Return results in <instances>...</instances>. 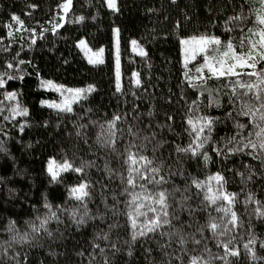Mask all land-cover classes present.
<instances>
[{"label":"trees","instance_id":"obj_1","mask_svg":"<svg viewBox=\"0 0 264 264\" xmlns=\"http://www.w3.org/2000/svg\"><path fill=\"white\" fill-rule=\"evenodd\" d=\"M62 2L63 0H0V37H3L0 39V72H7L3 77L6 82L0 86V264H17V261L19 264H88L90 252L97 254L95 264H102L99 249L91 246L97 232H109L110 241L121 249L113 256L110 246L106 248L112 264H153L154 261L159 264L167 259L161 255L157 244V241L164 243L167 238L158 234L143 243L137 241L132 246L133 254H127L126 241L130 237L125 216L126 196L122 194L124 184L115 175L116 172L125 176L127 174L124 157L128 144L134 142L139 145L142 138L151 132H156L157 136L147 144L144 154L152 157L153 145L163 140L165 143L155 152L157 161L164 160L165 172L169 165L173 166V171L181 166L184 169V176L177 174L172 182L163 186L169 191L174 186L183 189L188 183L185 177L189 173L201 180L218 170L223 173L227 180L225 190L237 193L233 207L243 221V226L236 230L239 233L237 246L240 247L241 255L238 259L231 258L232 264H264V260H248L243 249V243L249 239L251 223V231L257 237L254 246L256 255L264 257V248L259 245V241L264 240V218H257L254 214L256 205L251 202L247 206L244 204L249 191L255 194L256 199L264 202V180L260 177L264 169H261L260 161L244 154L231 155L224 161L215 156L207 145L204 150L212 156V162L207 166L190 155H180L177 163L175 154V145L184 146L190 141L185 131L189 127L186 115L220 117L221 122L214 125L212 132L214 143L235 132V120L247 123L246 118L236 116L235 110L232 112L233 119H225V113L232 108V104L228 100L230 90L224 87V79L209 80L207 85L213 90L220 89V107H209L208 93L188 86L183 78L184 67L179 43L181 37L201 33L215 34L226 41L229 34H225L223 22L228 16L240 12V5L245 0H116L115 11L107 7L105 0H71V7L61 23L62 9L58 5ZM248 2L250 4L251 0ZM31 4L37 7L32 8ZM12 13L23 21V25L11 20ZM77 16H83L84 19L77 21ZM243 16L244 32L247 34L248 27L256 28L257 25L247 6L243 8ZM58 23L60 27L53 32L52 28ZM8 24L12 26L11 37L8 36ZM114 27L119 29L117 47L120 56V92L116 91L117 47L113 44ZM33 29L34 31H30ZM230 35L238 38L239 29L234 27ZM81 38L91 50L103 47L102 63L88 62L82 50L77 47V41ZM133 39L146 50V59L132 50ZM5 61L12 63L13 67L8 68ZM20 61L24 63L21 64ZM193 63L191 61L190 65L193 66ZM16 64H20V67L16 68ZM257 67H264V64ZM133 72L138 74L137 77H133ZM135 79L141 81L140 85L133 83ZM41 80L79 87L91 84L94 85V91L79 101H74L72 111L65 112L40 103L41 100L60 98L56 89L41 87ZM5 91L16 92L17 100L5 99ZM213 95H216L215 91ZM193 100H197L200 111L197 112L193 106V111L189 113L188 107ZM17 101L21 107L28 109L27 115L12 116L8 111ZM150 111L151 117L148 115ZM166 113L173 116L171 123L174 132L157 127L158 123L166 122ZM114 115L120 116L115 124V152L101 147L97 142L98 134L103 133L102 138L107 136L106 122ZM5 116L11 118L5 120ZM21 125L23 131L20 130ZM130 127L136 133L135 137L129 133ZM50 157L57 163H62L67 158L74 166H80L82 161H91L92 166L86 165L83 173L72 170L62 172L57 182H50L51 178L47 173V161ZM243 162L252 165L257 173L247 184L241 183V178L235 171H228L234 168L247 174ZM106 164L113 171L111 177L105 170ZM81 180L91 182L88 188L90 196L87 198L90 214L98 216L103 213L105 218L90 219L77 227L68 215V210L79 209L82 212L83 208L69 196L67 189ZM212 183L215 184L214 181ZM196 192L193 187L189 203L198 211L192 219H189L186 211L178 213L181 222L192 223L190 229H184L185 232H195L197 227L204 224L208 211L213 216L218 215L214 208L208 211L202 208ZM45 198L52 205L51 211L56 212L60 218L59 222H48L51 237L42 230L30 242L19 243L12 240V233L7 231L9 221H15V228L21 233L29 231L27 222L39 223L36 217H43L49 211L44 207ZM169 202L175 207L173 197H169ZM113 205L116 206L115 210ZM109 225L115 227L109 229ZM197 238L202 239L200 245L194 246L189 241L186 246L190 253L193 248L196 253H200L205 245L212 254L222 252L209 231L203 233V238L197 234ZM95 242L100 247H105L107 243L98 238ZM146 248L152 249L150 254L145 252ZM179 249L180 246L173 240L167 251L183 255ZM81 251L84 255H77ZM16 253L19 256L14 259ZM202 254L207 256V253ZM187 258L184 255L185 264ZM174 264H179V261Z\"/></svg>","mask_w":264,"mask_h":264},{"label":"snow or ice","instance_id":"obj_2","mask_svg":"<svg viewBox=\"0 0 264 264\" xmlns=\"http://www.w3.org/2000/svg\"><path fill=\"white\" fill-rule=\"evenodd\" d=\"M108 8L117 10L116 0H105ZM247 6L249 12L254 16V23L256 28L248 27L247 34L244 32L243 8ZM30 7L36 8L37 5L31 4ZM66 13L71 7V0H63L58 5ZM241 11L236 12L234 15L228 16L224 23L225 34L228 35L226 41L221 39V36L215 34L201 33L199 35H191L188 37L180 38L181 54L183 56V78L187 81L188 86L197 89L200 92L208 93V106L215 105L220 107V89L215 90L208 88V81L215 79L217 81L224 79L226 83L224 87L230 90L228 100L232 104V108L225 113V119H233L232 112L236 111V116L244 117L247 119V123H241L239 120L234 121L235 132L229 136L222 137L219 142L212 141V132L214 125L220 121V117H213L210 115H198L193 117L186 115L185 120L188 128L185 131L190 137L189 143L184 146L175 145V154L177 156V163H179V156H191L199 160L204 166H207L212 162V156L208 151L204 150L205 146L211 147L212 153L215 156L220 157L224 161H227L231 155L244 154L252 157L254 160L260 161L261 169H264V67H257L264 64V0H251L249 4L248 0H245L240 5ZM149 11H152L149 9ZM83 16H77V21H82ZM11 20L16 21L17 24L23 25V21L15 14H11ZM63 23V18L61 19ZM212 23H215L213 21ZM232 25V26H230ZM238 28L240 35L238 38H234L230 33L233 32L234 27ZM9 28L8 36H12V26L6 25ZM60 24L54 25L52 31L55 32ZM30 31H34L30 30ZM119 29L114 28V35ZM43 35V32L40 33ZM3 39V37H0ZM35 37H33V41ZM235 41V42H234ZM133 46L132 50L138 52L141 57L147 58V52L143 46H141L136 39L131 40ZM237 45L239 50H237ZM77 47L84 51L88 58V62L91 64L102 63L103 47L96 52L88 47L86 41L81 38L77 41ZM91 53V54H90ZM18 55V53H17ZM198 55L203 56V62L198 63L195 68L196 75L190 74L189 62L196 60ZM116 91H121V74H120V56L119 48L116 50ZM8 68H12L13 64L5 61ZM24 63V61H20ZM16 68L20 67V64L15 65ZM207 70L208 75H205ZM7 75V72H0V86L5 84L3 78ZM133 77H137V73H132ZM247 77L248 79H243ZM16 77H9V79H15ZM134 84L140 85L141 81L135 79ZM51 80H41L40 86L47 87L52 86ZM58 89H63V85L57 86ZM94 91V85H87L86 88H68L66 89L67 95L62 91L61 95L65 98L60 103H53L45 100H41L40 103L50 104L51 107L60 109L65 112L72 111V103L79 101L83 96ZM215 91L216 95H213ZM5 99L9 101L17 100V93L14 91H5L3 93ZM199 99V97L197 98ZM171 100V97H169ZM2 104V102H0ZM193 106L197 112L200 111L197 100L191 101L188 107V112L193 111ZM12 116L27 115L28 109L21 107L19 102L8 109ZM148 115L151 117L152 112ZM166 122L158 123L157 127L160 129L167 128L169 132H174L172 127L173 116L165 114ZM10 116H5L4 119H10ZM120 120V116L114 115L113 118L107 121L108 133L103 137V133L97 135V142L101 147L109 148L113 152L116 151V122ZM47 122L45 121V124ZM151 125H148L150 127ZM20 130L23 131L21 125ZM129 133L135 137L136 133L132 132L131 127L128 129ZM245 131L247 135H245ZM79 135V131L77 132ZM157 136L156 132H151L149 135L144 136L139 145L134 142L129 143L125 148L124 162L127 166L126 176L120 172H116L115 175L124 184L122 194L126 196L125 203V216L128 225V234L130 239L126 241L128 244L127 254L131 256L133 254L132 246L134 243L150 239L152 236L158 234L160 237H166L164 243L158 244V250L161 252L164 259L159 264H174L175 261H179V264H185L184 255H187V264H232L231 258H239L241 255L240 247L237 246L236 231L243 226V221L240 219L238 213L234 210L233 205L236 203L237 193L228 192L225 190V184L227 183L226 177L221 171L211 173L205 179L201 180L191 173L185 179L188 183L183 189L178 186H174L171 191L164 185L173 181V178L179 174L184 176V169L180 168L173 171V166L169 165L167 172L164 168V160L157 161L155 157L156 150L165 143V141H157L153 145V156L149 157L144 154L147 150V144L151 143ZM86 142V141H85ZM173 143H175L173 141ZM133 149H136L133 151ZM119 155V153H117ZM171 155V153L169 154ZM92 166L91 161H82L80 166H74L67 158L62 163H57L53 158H49L47 162V173L50 175V182H57L58 177L62 172L72 170L75 173H83L85 166ZM243 167L247 170V174L243 171L236 169H228V171H235V174L241 178L242 184H247L257 175L253 166L243 162ZM105 170L111 177L113 171L105 165ZM260 177L264 180V171L260 173ZM215 182L213 184L212 182ZM91 182L87 180H81L80 183L70 186L67 191L70 197H73L80 203L79 209L68 210V215L73 222L80 227L84 225L87 220L101 219L103 220L104 214L99 213L98 216H92L87 206V198L90 196L88 188ZM151 185L152 187H149ZM106 187V186H105ZM195 187L197 190L196 195L200 198V203L205 211L210 208H214L218 214L213 216L211 211H208L207 221L196 228L195 232H185V228H191L192 223L187 221L181 222V217L178 213L187 212L189 219L191 220L193 215L198 211L196 208H192L189 201L191 199V189ZM177 193L179 194L177 196ZM173 197L175 207L169 202V197ZM115 199V195L113 197ZM251 202L256 205L254 208V214L257 218H264V202L255 198V194L251 191L247 192L244 200V204L247 206ZM44 207L48 209V213L43 217H36L39 223L28 221L29 231L21 233L15 228V221L10 220L7 231L12 233L11 239L19 243L30 242L37 238L39 233L43 230L49 237L52 233L48 231L47 225L50 220H57L59 222V216L56 212L51 211L52 205L47 202L45 198ZM60 208L59 205L56 206ZM115 205L112 208L115 210ZM79 217V218H77ZM173 221L177 223L174 224ZM179 225V226H178ZM115 227V225H109V229ZM167 230H164V229ZM252 225L249 223V239L243 243V249L248 260H264V257H258L255 251V245L257 243V237L253 235ZM211 233V238L215 241L217 248L222 249V252L212 254L210 249L205 245L200 253H196V249L193 248L190 253L186 247L189 241L198 246L201 244L202 239L197 238V234L203 238L205 231ZM107 242L105 247H100L99 243H96V239ZM175 242L180 246L179 251L183 255H175L167 251L171 247V242ZM261 248H264V240L259 241ZM10 246V245H9ZM93 249H99L98 255L102 258V264H112L109 258L106 248L110 246L111 253L114 256L121 249L117 248L115 242L110 241L109 232H97L92 242ZM152 249L146 248L145 252L150 254ZM5 254L7 249L4 250ZM195 253V254H193ZM202 253H207V256ZM55 255V253H52ZM77 255L83 256V251L78 252ZM96 253H89L88 264H95ZM19 256L16 253L14 259ZM27 261V256L24 257ZM19 264V261H17ZM157 264V262H153Z\"/></svg>","mask_w":264,"mask_h":264},{"label":"rangeland","instance_id":"obj_3","mask_svg":"<svg viewBox=\"0 0 264 264\" xmlns=\"http://www.w3.org/2000/svg\"><path fill=\"white\" fill-rule=\"evenodd\" d=\"M106 3V2H105ZM117 4V3H116ZM107 5V4H106ZM108 7V6H107ZM62 9V8H61ZM64 15H65V12L63 11V9H62V14H61V18H63L64 19ZM114 28H116V27H114ZM113 28V29H114ZM117 29V28H116ZM113 44H114V46L115 47H117L118 46V32L114 35V33H113ZM132 48H133V46H132ZM81 49V48H80ZM97 50H92V52L94 53V52H96ZM83 53H84V51H82ZM91 54V53H90ZM84 55H85V53H84ZM86 56V55H85ZM86 58H87V56H86ZM181 59H182V62H183V56H182V54H181ZM87 60H88V58H87ZM191 62V61H190ZM190 62H189V69L191 70V74L192 75H196L197 73L195 72V68H196V65L198 64V63H202L203 62V56L202 55H198L197 56V59L196 60H193L192 62H194L193 63V66H191L190 65ZM206 74H208L207 73V70H205V75ZM115 79H116V61H115ZM53 82V85L52 86H47V87H45V88H54V89H56L57 91H59V93H60V98L58 99V100H46V101H49V102H53V103H60V102H62V100L65 98L64 96H62L61 95V92L63 91L64 93H65V95H67V93H66V89H68V88H86V87H79V86H68V85H64V84H59V83H56V82H54V81H52ZM120 82H121V80H120ZM59 85H63L64 86V88L63 89H58L57 88V86H59ZM47 105H50V104H47ZM48 162V161H47Z\"/></svg>","mask_w":264,"mask_h":264}]
</instances>
